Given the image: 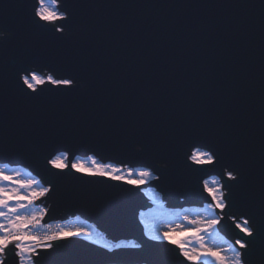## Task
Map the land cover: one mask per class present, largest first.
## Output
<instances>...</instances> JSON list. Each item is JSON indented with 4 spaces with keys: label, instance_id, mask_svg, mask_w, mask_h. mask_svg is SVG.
Here are the masks:
<instances>
[{
    "label": "water",
    "instance_id": "1",
    "mask_svg": "<svg viewBox=\"0 0 264 264\" xmlns=\"http://www.w3.org/2000/svg\"><path fill=\"white\" fill-rule=\"evenodd\" d=\"M34 2L0 0V36L12 40L0 49L7 104L0 164L25 167L51 186L35 202L47 207L43 222L81 216L112 243L146 242L144 253L124 257L129 264L144 258L180 264L178 249L145 235L141 214L153 208L145 190L155 189L171 210L204 207L210 200L205 180L232 183L225 166L235 164L240 142L250 162L248 181L228 192L229 207L217 210L219 232L233 241L238 230L230 217L253 206L258 185L260 0H65L74 18L63 41L32 23ZM18 66L72 77L79 87L46 85L52 91L27 100L15 84ZM193 145L218 151L221 160L192 164ZM62 151L147 167L159 179L136 188L57 174L47 159ZM94 247L67 243L40 264H110ZM8 264H15L11 256Z\"/></svg>",
    "mask_w": 264,
    "mask_h": 264
},
{
    "label": "snow or ice",
    "instance_id": "2",
    "mask_svg": "<svg viewBox=\"0 0 264 264\" xmlns=\"http://www.w3.org/2000/svg\"><path fill=\"white\" fill-rule=\"evenodd\" d=\"M73 18L71 8L66 5L65 0H35L33 4L32 23L56 41H63L68 37L67 26ZM259 27L260 149L258 185L252 196L253 206L242 213L240 218L230 217L235 230H238L233 241L219 244L212 242L220 231L217 225L223 219L217 210L223 212L229 207L232 201L228 192L248 181V168L245 165L250 162L245 145L237 142L239 147L234 153L235 164L226 165L224 172L226 180L232 183L225 184L220 179H213L211 184L207 180L203 183V190L210 197L206 218L189 219L185 215L183 219L187 221V226L177 224L155 233L145 222V235L148 240L158 246H174L179 250L178 257L183 258L180 264H255L257 257L258 264H264V0H260ZM11 43V39L0 36V49ZM15 84L19 94L27 100H35L52 91L46 88V85H51L57 91L79 87V81L72 77L58 76L53 71L42 75L36 69L30 70L23 66L16 68ZM6 107L4 91L0 88V136L6 131ZM227 134V130H223L222 135ZM143 147L141 145L137 151H142ZM193 148L187 159L194 165H212L221 160L220 153L214 149L195 145ZM47 164L51 169H55L57 174L77 173L90 178L91 181L110 180L136 188L159 179L147 167L139 170L128 169L125 172L118 166L102 162L94 155H89L86 159L73 158L68 151L51 155ZM19 176V172L5 173L0 169V264H8L10 256L15 264H40L44 256L56 253L67 243L80 241L95 246L93 250L106 257L110 264H129L124 257L145 252L146 242L112 243L95 229L80 227L52 230L48 226L47 230L42 232L41 229L46 227L43 223L45 211L41 209L37 212L34 205L37 200L46 197L52 188L43 186L39 180L21 181ZM135 264H149V261L144 258Z\"/></svg>",
    "mask_w": 264,
    "mask_h": 264
},
{
    "label": "rangeland",
    "instance_id": "3",
    "mask_svg": "<svg viewBox=\"0 0 264 264\" xmlns=\"http://www.w3.org/2000/svg\"><path fill=\"white\" fill-rule=\"evenodd\" d=\"M80 159H86V157L80 158ZM0 169H3L5 173L19 172L20 173L19 179L21 181L39 179L35 177L34 174L30 172L28 169H21L20 167L19 168L10 167L7 165H2V164H0ZM213 179H218V178L214 177V178L207 180L209 184H211V181ZM145 192L146 193L148 192L149 195L152 196L151 198L153 200L154 207L151 210L144 213L145 215L142 221L144 225H145V222H147V224L150 226L153 233H155L157 230H165L164 224L166 223V221L164 219L172 220V222L175 225L182 224V225L187 226V221L183 219L185 215H187L189 219H203L208 216V208H185V209L180 208V209L166 211L160 205L161 204L160 202H162L161 201L162 196H160L155 189L148 188L145 190ZM150 216H158L160 217V219H154V218H151ZM177 238H182V237H177ZM225 241H228V240H226L220 233H218V235L213 239L212 242L219 244V243H224Z\"/></svg>",
    "mask_w": 264,
    "mask_h": 264
},
{
    "label": "built area",
    "instance_id": "4",
    "mask_svg": "<svg viewBox=\"0 0 264 264\" xmlns=\"http://www.w3.org/2000/svg\"><path fill=\"white\" fill-rule=\"evenodd\" d=\"M44 73H47V71H45ZM92 155H94V154H92ZM97 159H100V158H98L96 155H94ZM101 160V159H100ZM110 164H113V165H115V166H118V167H120L121 169H122V171H127L128 169H132V168H130L128 165H116L115 163H110ZM134 170H139L138 168H136V169H134ZM161 201H162V206L164 207V208H168V203H167V201L166 200H164L163 199V197H162V199H161ZM34 207H35V210L37 211V212H39L41 209H44V211H45V215H44V217L46 216V209H47V207L44 205V204H41V203H38V204H35L34 205ZM44 223V222H43ZM45 225H46V227L44 228V229H41V231L43 232V231H46L47 230V228H48V226H50V228L52 229V230H57L58 228H64V229H67V228H80V227H83V220L82 219H80V218H78V217H69L67 220H65V221H57V222H54V225H48V224H46V223H44ZM171 226H174V225H172V224H165L164 225V229L166 230L167 228H169V227H171ZM92 227H93V225H90L89 227H87V228H89V229H92ZM84 228V227H83ZM97 230V229H96ZM159 231H163V230H159ZM97 232H99V231H97ZM126 243H133V241H128V242H126Z\"/></svg>",
    "mask_w": 264,
    "mask_h": 264
},
{
    "label": "bare ground",
    "instance_id": "5",
    "mask_svg": "<svg viewBox=\"0 0 264 264\" xmlns=\"http://www.w3.org/2000/svg\"><path fill=\"white\" fill-rule=\"evenodd\" d=\"M130 167V166H129ZM23 168H25V167H23ZM25 169H27V168H25ZM31 172V171H30ZM46 214H47V209H46ZM75 217H78V218H80V219H82L83 220V227L84 228H87V227H89L90 225H93V227H92V229H97L96 231H99V233H101V234H103L104 236H105V238L106 239H108V237L106 236V234H104L103 232H101L97 227H96V225H94L93 223H91L90 221H88V220H86L85 218H83V217H81V216H75ZM54 222H57V221H54ZM54 222L53 221H50V222H47L46 224H48V225H54ZM145 232H146V229H145ZM109 240V239H108ZM130 241H132V240H130ZM126 242H128V241H125V243Z\"/></svg>",
    "mask_w": 264,
    "mask_h": 264
},
{
    "label": "trees",
    "instance_id": "6",
    "mask_svg": "<svg viewBox=\"0 0 264 264\" xmlns=\"http://www.w3.org/2000/svg\"><path fill=\"white\" fill-rule=\"evenodd\" d=\"M21 169H25V168H23V167H21ZM28 175V174H27ZM32 175V174H31ZM33 176V175H32ZM39 180V179H38ZM40 182H41V180H39ZM41 184H42V182H41ZM147 194L149 195V193L147 192ZM150 196V195H149ZM144 215L145 214H141V218L143 219L144 218ZM151 218H154V219H160V217H158V216H150ZM166 222H172V220H170V219H164Z\"/></svg>",
    "mask_w": 264,
    "mask_h": 264
}]
</instances>
